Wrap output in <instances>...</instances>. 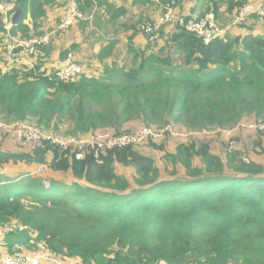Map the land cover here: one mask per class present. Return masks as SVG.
Returning <instances> with one entry per match:
<instances>
[{
  "label": "trees",
  "instance_id": "trees-1",
  "mask_svg": "<svg viewBox=\"0 0 264 264\" xmlns=\"http://www.w3.org/2000/svg\"><path fill=\"white\" fill-rule=\"evenodd\" d=\"M257 1L210 0L195 19L213 12L219 20L226 5L229 25L234 22L229 30L248 31L249 19H261L251 15L237 21L239 10ZM15 2L13 11L21 7L24 18L7 30L0 14V43L8 36L30 38L26 15L38 29L51 0ZM169 24L175 27L160 55L149 52L154 47L139 49L131 39V66L104 70L112 75L109 80L81 75L63 82L39 72V66L0 72L2 121L38 115V123L46 125L69 117L79 134L110 127L118 135L125 123L139 121L146 127L180 123L206 132L229 129L249 116L264 124V35L252 30L206 44ZM147 41L155 46L157 40ZM171 47L184 56L183 66L162 54H170ZM206 136L198 146L194 140L177 145L175 153L161 157V165L140 146L107 151L101 163L92 153L77 160L71 150L49 142L29 154L0 152V168L11 162L47 164L51 154L48 171L71 173L74 180L71 190L48 193L63 185L49 181L47 187L31 174L9 179L0 173V231L9 255L36 249L34 241L83 264H264V165L244 162L237 149L215 153ZM116 165L132 168V180L119 175ZM11 222L17 227L6 231Z\"/></svg>",
  "mask_w": 264,
  "mask_h": 264
},
{
  "label": "rangeland",
  "instance_id": "rangeland-1",
  "mask_svg": "<svg viewBox=\"0 0 264 264\" xmlns=\"http://www.w3.org/2000/svg\"><path fill=\"white\" fill-rule=\"evenodd\" d=\"M13 1L15 2L16 0H13ZM111 1H112V5L110 3ZM165 1L169 2V3L165 4L164 2H162L160 4H162V6H168L173 1V2L177 3V4L175 3L174 11L175 12L182 11L181 7H180V3H181L180 0H165ZM195 1H197V0H195ZM119 2L122 4V3H126L127 0H114V2H113V0H85L81 10L83 11L84 9H90L91 11L90 12L87 11L88 14H86L87 19L84 20L85 23H80L83 21H79L76 23L78 25L74 24V26L75 25L80 26L83 24H84L83 26H85V24H86L87 28L90 26L91 28L97 30V26L99 23L101 24L103 21H105L106 18H107L106 21L110 20L108 18L109 14H112V8L113 7L115 8V6H118L115 4H118ZM188 2H190V1L185 0L184 4L187 5ZM209 3H210V0L204 1V5L206 7L205 11L207 10ZM71 4H72V0H51L49 5L46 6L45 12L48 13V11L51 10L54 12V15H57V14H60L62 12L69 11L72 7ZM160 4H155V3L149 4L150 10H153L154 8H156V10H160L159 7L162 8L161 6H159ZM198 4H199V0H198ZM104 5L107 6L108 9H106L104 7ZM145 5L146 4H144L143 6H145ZM191 5L192 4H190V6ZM119 6H121V5L119 4ZM223 6L224 5H222L221 7H223ZM125 7H126V9H132L130 7H127V6H125ZM147 10H149V9H147V6H146L144 9L138 10L137 13L134 12L133 10L130 13H126V15H128L130 17L122 20V23L125 25H127V24L138 25L139 24L138 25L139 27L137 30V35L138 36H140V35L145 36L142 33L141 29H142V26L148 22V20H143L145 18L142 17L143 16L142 11H147ZM47 13H46V16H47ZM182 13H183V11H182ZM66 15L67 14L64 13L63 17H66ZM44 19H45V16L40 19L38 29H35L34 23H33V28L35 30H37V33L34 36H37V37L42 36L41 35L42 33L40 34V32H41L40 28H41V24H42ZM61 22H62V20L60 21V23H59V20L57 21L58 25H57L56 29H58ZM149 22H151V21H149ZM246 23H247L248 28H252L253 25H259V23L261 25L264 24L261 20H253V19H249ZM84 28L85 27H83V28L81 27V29H84ZM240 31H242V30H240ZM68 32H69V30L66 32H58L59 33L58 36L67 35V34H69ZM231 32L237 33L238 30H236L233 27L229 31V33H231ZM30 36L33 37V35H30ZM17 37L23 38L21 35H18ZM119 43L121 46H126L122 42H119ZM129 45H130V43H128V46ZM49 47L50 46H48L47 48H45L43 50L44 57H42V58H38L37 60H34V57L28 56L29 58L27 59V61L30 63V65H28V66L31 68L26 67L25 70H30V69L36 70V68H38V66H39V68H40L39 72L45 74L47 77L52 78V75L49 74V72L47 71L48 67L50 65H52V63L50 62V56H49V51H48ZM154 47L156 48V45ZM138 48H139V46H138ZM121 49L122 48H119L120 51H121ZM169 50L171 51L172 47ZM149 52L150 53H156L157 55H160L159 50L158 51L154 50L152 52L151 51H149ZM121 53H123V52H121ZM162 54L164 56L170 55L171 59L173 61L172 63L175 64L176 66H178V67L183 66L184 56L180 53V51L174 49L170 54H168V51H164ZM123 55H125L127 57L129 56L128 58H131V60H133V58H134V56H132V55L130 56L126 52ZM119 56H120V53H118V56H114L112 58L115 60V59L119 58ZM69 57H71V58L73 57L75 63L81 68V74H82V67L77 62L76 55L74 53L70 52L67 54V56L60 57L59 61L64 62L66 60V58H69ZM128 58H127V60H129ZM2 59H3V56H2ZM121 59H123V58L121 57ZM123 60H126V59H123ZM179 64H181V65H179ZM21 65L22 64H19V66H21ZM129 66H131V64ZM9 67L14 68V66H9ZM109 67H115V66H109ZM109 67H105L104 70L105 71L109 70L110 69ZM114 69H115V71H118L116 67ZM11 70H14V69H11ZM16 70H22V69H16ZM37 72H38V69H37ZM104 74L105 73H102L99 77L96 76L94 78L102 79V76H103L105 80L111 79L112 75H107V74L104 75ZM66 116H69V115H66ZM0 120H4V116L1 113H0ZM62 120H61L62 122L58 121L60 123H57L55 119H52L51 122H48L46 125H40L38 123V115H36V116L30 117L26 120L16 121V122H27V123L33 124L36 127H38L40 130H42V132H44L46 135H49L53 138H71V137L72 138L73 137L84 138V137H90V136H93L96 134H101V133H112V134L118 135L115 133V132H117V130L115 128H110V127L109 128H100L97 130H92V131L87 132V133L79 134L77 132V130L75 129V123H73L74 122L73 120H71L69 117H65ZM255 121H259V119H257V118L254 119L252 116H249V117L245 118L244 120L239 121L234 127H231L229 129L222 128V130H220V129L212 130L214 132H211V130H210V132H208L206 134L207 136L205 139L211 144V149L215 153L221 154L223 152H226L225 150L237 149L244 154V158H245L244 161L246 163H250L251 159H250V154H248V147H251L252 149H250L249 152H252L251 156L253 157V160L257 161L259 159H264V131H260L258 129H252L251 128V126L257 125V123ZM140 122L141 121L125 123L120 128V130L118 131V132H121V134H119V135L126 134L128 131H131V129L135 130V131L139 130V132L143 131L142 128L146 127L147 125L140 123ZM147 128H152V129L157 130L156 134H163V137L153 139L152 141L148 142L147 145L144 144V145L138 147V149L140 151H143L141 149V147H147L144 150L145 151L150 150L152 153L151 154L148 153L149 156L151 158H153L159 165H161V163H162L161 157L164 156V154H166V153H169V154L175 153L177 145H179V144L188 145L193 140L197 146L199 144H201L202 140L199 141V138L202 139L204 137V135H201V134H204L203 132L206 131V130H202V131L200 130L199 131V129H194V130L189 129L188 130L187 128H185L183 126V124H180V123H169V124H165V125H152V127H147ZM234 130H240L242 132L236 133V132H233ZM224 136L229 137L230 139L225 138ZM4 142H8V141L5 140V138H2L0 136V146L4 145ZM152 144H155L156 146H158L159 150L155 151L156 149L154 147H152ZM20 146L22 148L23 154H29V153L33 152L35 148L42 147V145L40 146V145H28V144H21ZM48 156H49L48 159L50 157H52L51 154ZM196 160H197L196 163L198 164V159H196ZM46 162H47V156H46ZM47 164H48V162H47ZM47 164H40L39 166H37L38 167L37 170H35V169H33V170L28 169L27 170V169L22 167V166H25L23 164H21L22 166H19V167H8L6 169L0 168V173L4 172V173H2L3 176L10 179V177L7 176L8 172H14L13 175H17L14 179H18L22 176H27V174H17V172H33L31 174L32 178H35L36 180L37 179L40 180L41 182H43V184H44V182H46V184L49 185V181H52L54 183H55V181H57L58 184L65 186V188L63 186H61L58 189L48 190L45 192L52 193V192H61V191L64 192L66 190L67 191L71 190L73 184L72 185L71 184H65L66 181H69L70 179H72L71 173H67V174L60 173L59 174L60 176L57 178H54L55 181H53L49 177L52 173H50L48 171V165ZM42 166H44L45 169H44V171L41 172V171H39V168ZM119 171L124 173L128 177L133 175L131 172H135L132 168H125V169H122ZM181 173H183V172H181ZM17 225H18L17 222H11L10 225L7 226L6 231L12 230L13 228H16ZM33 239H34V237L32 239L30 238V241H33ZM0 241L3 242L0 245V264H6V259H7L6 257L9 255V253H8V248H7V245L5 242V231H0ZM33 244L35 245L34 247L36 249H33L31 251L25 250V251H22V253H20V254L30 256V257H37V256L43 257L42 261H40L41 262L40 264H83L82 261L78 258L70 259V258L63 257L60 254H57L55 252L54 253L50 252L49 250H47L45 248L44 244L40 243L37 245L34 241H33ZM156 264H166V263L159 262Z\"/></svg>",
  "mask_w": 264,
  "mask_h": 264
},
{
  "label": "built area",
  "instance_id": "built-area-1",
  "mask_svg": "<svg viewBox=\"0 0 264 264\" xmlns=\"http://www.w3.org/2000/svg\"><path fill=\"white\" fill-rule=\"evenodd\" d=\"M84 1L85 0H72V7L67 11L66 17L59 25L57 29L58 32H66L77 22L87 19L86 14L81 10ZM162 1L163 0H151V2L155 4H160ZM159 6L162 7L164 12L161 18L158 21L147 22L142 26V31L151 41L158 40L161 28L165 24L173 22L179 24L187 32L200 37L206 44L224 35L225 31L219 27L213 12L206 13L201 19L186 20L175 13V2H172V4L168 6H162V4ZM14 8L15 4L13 0H3L0 2V14L4 15L6 20L9 19ZM251 15H256L264 21V0H260L255 5H246L240 9L237 21ZM50 41L51 35L42 37L33 36L28 39L8 36L5 42L0 43V52L3 56V60L9 66H14L20 54L34 57V60L44 57L43 50L49 46ZM80 75L81 68L75 63L73 57L66 58L62 64L55 65L52 74L55 79L63 82H76ZM251 128L264 131V124L257 123L256 126H251ZM142 129L143 131L140 132L137 130L122 135L101 133L84 138H53L46 135L33 124L27 122L7 123L0 120V136L28 145H42L44 142H49L64 151L71 150L77 160H83L87 154L92 153L99 163H101V156L107 151L129 146H142L148 144V142L153 139L163 137V134H156L157 130L155 129L147 127H143ZM203 133L207 134L208 132L204 131ZM244 159L243 154V161ZM44 169L45 167L42 166L39 168V171L42 172ZM44 184L48 187L46 182H44ZM2 243L3 242L0 241V245ZM6 258V264H40V261L43 259V257H30L26 255H8Z\"/></svg>",
  "mask_w": 264,
  "mask_h": 264
},
{
  "label": "crops",
  "instance_id": "crops-1",
  "mask_svg": "<svg viewBox=\"0 0 264 264\" xmlns=\"http://www.w3.org/2000/svg\"><path fill=\"white\" fill-rule=\"evenodd\" d=\"M184 1L185 0H180V2H181L180 7H181V10L183 11V13H182V11L175 12L177 15H180L183 18L191 17L192 19H195V18L199 17V15L206 8L204 5L205 0H199V6H198V0L197 1L189 0L190 2H188L187 5L184 4ZM113 2H114V0H113ZM110 3L112 5V1ZM119 4L121 6H119ZM144 4H146V5L143 6ZM149 4H151V2L149 0H127L126 3H122V4L119 2L118 4H115L118 6H115V8L114 7L112 8V14H109V17H108L110 20L106 21V19H107L106 18L105 21H103L101 24L99 23L98 26L96 25L97 30L91 28L90 26L87 28L86 24H85V26H83L84 24L80 25V26H76V25H78V24H76L75 26H73L69 30V32H68L69 34L61 35V36H58L59 33L56 29L57 25H58L57 21L59 20V23L61 20L63 21L65 18V17H63L64 13L67 14V11L62 12V13L57 14V15H54V12L51 10H49L48 13L45 12V19L43 20V22L41 24L40 34L42 33L41 34L42 36L51 35V41L49 44L50 47H49L48 51H49V56H50V62L52 63V65H50L48 67L47 71L49 72V74H51V75L53 74L55 65L63 63V62L59 61V58L62 56V54H64V53L68 54L70 52H72L76 55V60L79 63V65L82 67V74L81 75L86 76L88 78H94L96 76L99 77L102 73H104L105 66H108V67L109 66H117L118 68H122L123 64H125V63L131 64L132 61L134 60V58H133V60H131V58H128L129 56L127 57V56L123 55L125 52L127 53L128 43L131 42L130 41L131 39L133 41V45H135L137 47L139 46V48L141 50L152 49V47H154V45H150L145 36H143V35L138 36L137 35V30H138L139 24L138 25H136V24L125 25L122 23V20L130 17V16L126 15V13H130V12H132V10L137 13L138 10H142L147 6V9H149V10L142 11L143 12L142 17L145 18L143 20H148V22L149 21H151V22L158 21L161 18V15L163 13V9L159 7L160 10H156V8H154L153 10H150ZM190 4H192V5L190 6ZM125 6L130 7L132 9H126ZM104 7L106 9H108L107 6L104 5ZM15 11H13L11 13V16L9 17V19L6 20V29L7 30H10L13 27L10 25H11V18L14 15ZM118 12H120V13L123 12V13L118 14ZM46 13H47V16H46ZM230 17L231 16H229L227 6L224 5L220 11V19L217 20L219 27L225 31L224 35H227V34H233V35L245 34V33L250 32L252 30L255 34L264 35V24L261 25L260 23H259V25H253L252 28H249L248 31L242 30V31H238L237 33H235V32L229 33V31H230L229 28L232 25H234V22L231 25H229ZM113 18H115V19H113ZM80 23H85V22L83 21ZM24 24L26 26H28V28H29L28 35H33V36L36 35L37 30H35L33 28V21H32L29 14L26 15L25 20H24ZM81 27L82 28L85 27V28L81 29ZM164 27H165V29L163 30V34H162L163 37L162 36L159 37V39L155 42L156 48L155 47L154 48L156 51L163 49V47L165 46V43H166L167 34L170 33L172 30H174L175 26L172 24H169V25H165ZM42 36H39V37H42ZM119 42H122L126 46H121ZM119 48H122L121 51L119 50ZM103 52H104V54L102 55ZM121 52H123V53H121ZM118 53H120V56L126 60L121 59L120 56H119V58L114 60L112 57L118 56ZM126 57L129 60H127ZM28 58L29 57L26 56L25 54H20L19 59H18L17 63L15 64L16 66L14 65V68H10L3 61L2 55L0 52V72L6 73V72L11 71V69H25L26 67L31 68L28 66V65H30V63L27 61ZM19 64H22V65L19 66ZM179 65H181V64H179ZM233 132L239 133L242 131L234 130ZM201 135H206V134H201ZM1 137L5 138L3 136H1ZM225 138L230 139L229 137H225ZM5 140H7L8 142H4V145L0 146V152L12 154V155L13 154L14 155L23 154L22 148L20 146L21 143L15 141L13 139H9V138H5ZM201 140L202 139L199 138V141H201ZM146 148L147 147H141V149L143 150L141 152L144 155L149 156V154H151L152 152L150 150L145 151L144 149H146ZM251 153L252 152H249V149H248V154H250V159L252 161H255V160H253ZM48 157L49 156L47 155V162H50L52 157H50L49 159H48ZM256 162L264 165V159H259ZM21 164H23L25 166H22ZM19 166H22L23 168H25L27 170L28 169H30V170H33V169L37 170L38 169V167H37L38 165H27L24 162H18V163L11 162L7 165H4L1 168L6 169L8 167H19ZM122 169H125V168L121 167L119 165H116V172L119 175H123V176L127 177L131 181L133 176L135 175V172H131L133 175L128 177L127 175H125L124 173L119 171ZM2 173H4V172H2ZM13 173L14 172H8L7 176L10 177V179H14L17 175H13ZM32 173L33 172H17V174H27V175H30ZM59 176H60L59 173H55V174L52 173L49 177L51 178V180L55 181L54 178H57ZM70 180L66 181L65 184H71V185L74 184V180L73 179H70Z\"/></svg>",
  "mask_w": 264,
  "mask_h": 264
},
{
  "label": "water",
  "instance_id": "water-1",
  "mask_svg": "<svg viewBox=\"0 0 264 264\" xmlns=\"http://www.w3.org/2000/svg\"><path fill=\"white\" fill-rule=\"evenodd\" d=\"M24 18V11L21 7L17 8L14 15L11 18V26L17 27Z\"/></svg>",
  "mask_w": 264,
  "mask_h": 264
}]
</instances>
